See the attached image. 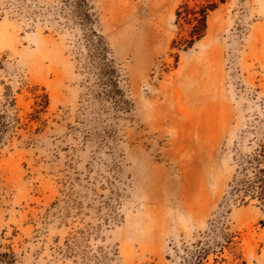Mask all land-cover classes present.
Masks as SVG:
<instances>
[{
	"label": "rangeland",
	"instance_id": "obj_1",
	"mask_svg": "<svg viewBox=\"0 0 264 264\" xmlns=\"http://www.w3.org/2000/svg\"><path fill=\"white\" fill-rule=\"evenodd\" d=\"M216 1L0 0V264H264V0Z\"/></svg>",
	"mask_w": 264,
	"mask_h": 264
},
{
	"label": "trees",
	"instance_id": "obj_2",
	"mask_svg": "<svg viewBox=\"0 0 264 264\" xmlns=\"http://www.w3.org/2000/svg\"><path fill=\"white\" fill-rule=\"evenodd\" d=\"M208 3L206 6L201 7L200 9L189 8L187 3H184L177 10V17L179 19H184L187 23L191 24V34L198 35L201 37L206 28V19L209 10H214L218 6L216 0H207ZM223 1V0H220ZM263 171V170H262ZM259 197L264 201V187L259 192Z\"/></svg>",
	"mask_w": 264,
	"mask_h": 264
}]
</instances>
